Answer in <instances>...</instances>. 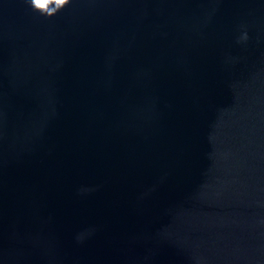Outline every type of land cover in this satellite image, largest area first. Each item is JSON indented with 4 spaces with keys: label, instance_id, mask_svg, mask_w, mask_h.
I'll return each mask as SVG.
<instances>
[{
    "label": "water",
    "instance_id": "1",
    "mask_svg": "<svg viewBox=\"0 0 264 264\" xmlns=\"http://www.w3.org/2000/svg\"><path fill=\"white\" fill-rule=\"evenodd\" d=\"M43 5L0 0V264H264V0Z\"/></svg>",
    "mask_w": 264,
    "mask_h": 264
},
{
    "label": "clouds",
    "instance_id": "2",
    "mask_svg": "<svg viewBox=\"0 0 264 264\" xmlns=\"http://www.w3.org/2000/svg\"><path fill=\"white\" fill-rule=\"evenodd\" d=\"M68 2H69V0H61L62 4H68ZM29 3H30V7L33 10L44 7L43 0H29ZM40 14L45 15L43 12H41ZM45 16L51 17V16H53V13L48 12L47 15H45Z\"/></svg>",
    "mask_w": 264,
    "mask_h": 264
}]
</instances>
